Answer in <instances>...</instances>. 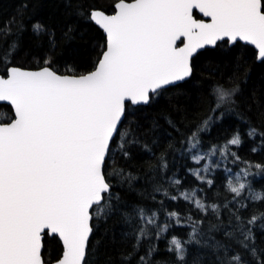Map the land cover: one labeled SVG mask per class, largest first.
Returning a JSON list of instances; mask_svg holds the SVG:
<instances>
[{"label": "snow or ice", "instance_id": "obj_1", "mask_svg": "<svg viewBox=\"0 0 264 264\" xmlns=\"http://www.w3.org/2000/svg\"><path fill=\"white\" fill-rule=\"evenodd\" d=\"M113 7L111 15L95 9L87 14V19L105 34L101 54L91 71L76 75L69 67L71 74H59L49 59L39 70H24L11 63L19 48L16 42L0 57L5 65L0 75V102H8L12 109V116L0 120V264H53L45 261L42 249L45 239L57 237L63 251L55 264H88L92 222L114 214L112 201H119V196L113 194L110 176L123 179V174L116 169L113 173L105 171L113 155L112 145L117 144L127 157V146L139 142L127 139L131 129L121 130L129 115L126 102L147 105L167 87L186 82L194 73V54L206 46L218 48V42H247L258 50L257 58L264 60V0H116ZM195 10L208 19H195ZM33 31L39 35L47 29L37 22ZM181 38L183 46L177 47ZM239 94L238 83H217L213 88L212 112L219 113V117L210 116L187 137L188 148L196 149L192 159L197 163L205 159L199 154L202 141L198 134L207 131L215 119L234 111ZM247 135L261 137V144L252 147L253 153L264 148V132L250 128ZM243 142L237 130L223 147L213 145L207 155L219 151L227 159V152L239 160L228 146L239 147ZM160 166L168 167L163 156ZM255 168L264 172V165L256 164ZM189 171L198 180L213 185L212 179L201 174L210 171L208 165ZM241 171L249 175V170ZM238 177L235 183L229 179L227 185L234 199L244 191L253 201L264 199V193L254 191L250 182H240ZM170 184L178 187L181 181L172 178ZM164 195L169 194L165 191ZM179 195L194 201L200 211L210 207L219 214L217 205L206 206L196 198L195 189ZM169 198L178 199L176 195ZM160 208H164L163 202ZM134 214L140 217L136 248L143 238L152 235L150 228L160 239L172 227L171 220L181 223L175 211L167 213L169 219L163 225L158 223L155 211L140 208ZM261 217L264 213L245 222L237 215L234 230L225 233L233 239L242 237L238 243L253 257L257 252L248 243L255 242L250 226ZM124 218L134 222L133 215L125 214ZM192 223L189 240L177 236L169 240L167 251H174L181 262L186 261L187 245L200 243L195 235L199 221ZM223 250L227 253V246ZM156 251L152 245L146 256H140L139 264H149ZM134 254L124 259L130 261ZM233 261L244 264L239 253L220 259L218 264Z\"/></svg>", "mask_w": 264, "mask_h": 264}, {"label": "trees", "instance_id": "obj_2", "mask_svg": "<svg viewBox=\"0 0 264 264\" xmlns=\"http://www.w3.org/2000/svg\"><path fill=\"white\" fill-rule=\"evenodd\" d=\"M115 2L0 0V57L16 42L19 48L12 57L13 65L37 68L44 66V61L49 59L50 66L59 73H68L69 67L75 70V74L90 71L101 54L105 36L96 24L87 19V14L93 9L112 12ZM194 14L198 16L196 12ZM37 22L46 26L47 31L39 35L34 33L33 25ZM218 43V48L206 47L195 54L192 59L194 73L186 82H180L178 87H167L147 105L127 103L129 115L121 130L131 129L127 139L139 142L127 146L130 149L127 157L121 154L117 144L112 145L113 155L108 159L105 171L113 173L116 169L123 174V179L115 174L110 176L113 194L119 196V201H112L116 206L114 214L94 218L92 222L94 233L88 264H139L140 256H146L152 245L157 251L149 259V264H218L220 259L230 258L235 253L241 255L244 264L264 261V229L261 228L264 217L250 226L255 242L248 243L256 249V257L240 246L238 241L242 237L233 239L225 235L234 230L237 215L246 222L253 215L264 213V199L253 201L248 198L247 191L234 199L235 194L227 187L229 179L235 183L239 174L240 182H250L254 191L264 193V172L255 168L256 164L264 165V148L256 153L251 151L252 147L261 144V137L250 138L247 135L250 128L264 132V60L257 61L255 50L239 41L232 45ZM4 72L5 65L0 63V73ZM217 83H230L232 86L238 83L240 94L234 111L215 119L207 131L198 134L202 141L198 146L199 154L205 159L197 163L192 159V155L197 154L196 149L188 148L187 137L210 116L219 117V113L212 112L213 88ZM10 116L11 107L0 103V120ZM237 130L243 144L228 147L240 157L239 160L227 152V159L219 151L207 155L213 145L217 149L223 147ZM161 156L168 165L166 169L160 166ZM205 165L210 171L201 174L214 181L212 186L198 180L189 171L203 169ZM229 169L230 172L227 171ZM242 169L249 170V175L245 176ZM129 176L135 179L129 180ZM172 178L179 179L181 184L172 186ZM157 188L160 191H156ZM194 189L196 198L206 206L217 205L219 214L210 207L207 211H200L194 201H186L179 195ZM165 191L168 197L164 195ZM172 195L178 199L172 201L169 198ZM161 202L164 203L162 210ZM140 208L155 211L161 225L169 219L168 212H178L181 223L171 220L172 227L160 239H156L155 229L150 228L152 235L143 238L136 248L135 232L140 226V217L134 214V210ZM125 214L133 215L134 222L125 220ZM195 221H199L195 235L200 243L188 244L186 261H178L174 251H167L169 240L173 236L182 241L189 240V234L193 232L192 222ZM217 244L222 247L217 248ZM223 246H227V253ZM61 251L58 238L44 240L42 252L45 261L56 260ZM132 253L135 254L130 261L124 259Z\"/></svg>", "mask_w": 264, "mask_h": 264}, {"label": "water", "instance_id": "obj_3", "mask_svg": "<svg viewBox=\"0 0 264 264\" xmlns=\"http://www.w3.org/2000/svg\"><path fill=\"white\" fill-rule=\"evenodd\" d=\"M116 3V2H115ZM114 3V4H115ZM95 10H100V9H95ZM100 11H103V10H100ZM104 12V11H103ZM113 12H114V10L112 11V12H109V13H107V12H105V14H108V15H111V14H113ZM195 12L197 13V15L198 16H195V14H194V18L195 19H203V20H207L208 18H206V17H203V15L201 14V13H199L198 12V10H195ZM94 23V22H93ZM95 24V23H94ZM98 26V25H97ZM99 27V26H98ZM102 30V29H101ZM102 32H103V30H102ZM103 34H104V32H103ZM104 36H105V34H104ZM182 41H183V38H181V41H178L177 42V47H182L183 46V43H182ZM239 42H241V43H243V44H247V45H249V46H251L254 50H255V52H256V59H257V61H260V60H262V59H258L257 57H258V50L255 48V46L254 45H250V44H248L247 42H244V41H239ZM235 42H233V43H231V44H228V45H232V44H234ZM206 47H213V46H206ZM205 47V48H206ZM200 50H202V49H199L198 51H200ZM197 51V52H198ZM194 56H195V54H194ZM16 66V65H15ZM45 66V65H44ZM44 66H40V67H37V68H23V67H20V66H18V67H20V68H22V69H24V70H32V71H35V70H39V68H42V67H44ZM91 70H93V69H91ZM90 70V71H91ZM59 74H71V73H59ZM83 74V73H82ZM0 75H2L1 73H0ZM76 75H80V74H76ZM180 83V82H179ZM0 103H5V104H8L10 107H11V105L8 103V102H0ZM126 103H129L130 105H132L130 102H126ZM138 105H145V104H138ZM132 106H137V105H132ZM58 238V237H57ZM61 243V242H60ZM61 246H62V243H61ZM62 251H63V247H62ZM62 251H61V254H62ZM61 256V255H60ZM60 258V257H59ZM59 258H57V259H59ZM56 259V260H57ZM56 260H54V261H52L53 262V264H55V261Z\"/></svg>", "mask_w": 264, "mask_h": 264}]
</instances>
